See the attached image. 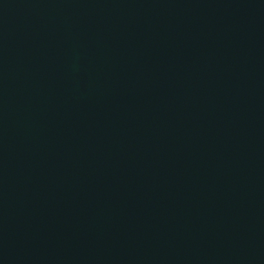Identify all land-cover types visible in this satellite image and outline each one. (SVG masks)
Wrapping results in <instances>:
<instances>
[{
    "label": "water",
    "instance_id": "water-1",
    "mask_svg": "<svg viewBox=\"0 0 264 264\" xmlns=\"http://www.w3.org/2000/svg\"><path fill=\"white\" fill-rule=\"evenodd\" d=\"M0 264H264V0H0Z\"/></svg>",
    "mask_w": 264,
    "mask_h": 264
}]
</instances>
